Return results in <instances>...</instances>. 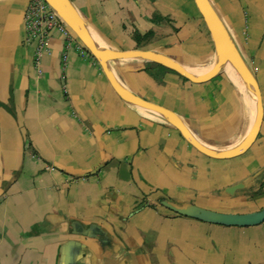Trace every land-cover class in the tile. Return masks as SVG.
<instances>
[{
  "label": "crops",
  "instance_id": "obj_1",
  "mask_svg": "<svg viewBox=\"0 0 264 264\" xmlns=\"http://www.w3.org/2000/svg\"><path fill=\"white\" fill-rule=\"evenodd\" d=\"M71 1L102 46L155 50L196 74L217 62L194 0ZM28 2L0 0V264H264V221L212 223L161 203L264 208V0H211L263 106L254 140L230 157L201 152L161 114L124 100L98 59L66 48L56 30L37 61ZM136 31L153 35L137 45ZM145 62L109 67L128 90L177 112L204 146L228 151L248 138L256 97L229 62L188 84L153 78Z\"/></svg>",
  "mask_w": 264,
  "mask_h": 264
},
{
  "label": "water",
  "instance_id": "obj_2",
  "mask_svg": "<svg viewBox=\"0 0 264 264\" xmlns=\"http://www.w3.org/2000/svg\"><path fill=\"white\" fill-rule=\"evenodd\" d=\"M47 1L57 10L65 22L72 28L91 55L98 59V61L104 67L113 88L124 100L161 114L170 123L177 127L183 136L198 150L213 157H230L243 152L254 140L259 131L263 118V106L260 88L252 69L238 51L227 27L225 26L221 16L219 15V12L211 0H194L196 8L198 9L200 16L209 31L217 53V62L215 66L212 70L204 74L193 73L170 56L155 50L142 48L114 50L104 47L92 38L88 31L86 21L71 0ZM125 58H142L160 63L173 69L187 81L193 83L202 82L211 78V76L220 69L223 63H231L239 73L244 83L248 85L256 97V117L248 138H246L238 147L228 151H215L204 146L193 135L183 118L177 112L165 105L155 103L135 94L124 87L115 78L109 67V62L112 60ZM161 203L179 214L195 217L212 223L224 225H253L264 221V208L256 211L241 213L221 212L207 209L195 204L179 206L165 199L161 200Z\"/></svg>",
  "mask_w": 264,
  "mask_h": 264
},
{
  "label": "built area",
  "instance_id": "obj_3",
  "mask_svg": "<svg viewBox=\"0 0 264 264\" xmlns=\"http://www.w3.org/2000/svg\"><path fill=\"white\" fill-rule=\"evenodd\" d=\"M23 26L27 33V39L35 38L37 40V61L43 53L50 52L48 37L53 30L63 36L66 48L75 45L82 55H91L72 28L47 0H29L23 14ZM66 59L67 54L64 53L63 60L66 61Z\"/></svg>",
  "mask_w": 264,
  "mask_h": 264
},
{
  "label": "trees",
  "instance_id": "obj_4",
  "mask_svg": "<svg viewBox=\"0 0 264 264\" xmlns=\"http://www.w3.org/2000/svg\"><path fill=\"white\" fill-rule=\"evenodd\" d=\"M203 27L206 30L207 33H209L204 21H202ZM153 35V31H148L145 33H141L140 31H136L134 34V38L137 42V45H142V42L148 38H150V36ZM145 70L155 79H161L159 78V76L161 74L164 73H171V74H175L178 76V78L185 84H188L189 82L183 78L181 75H179L176 71H174L173 69L164 66L160 63L154 62V61H150V60H146L145 62ZM167 85V84H166ZM167 86L170 87V85L168 84ZM260 192V191H259Z\"/></svg>",
  "mask_w": 264,
  "mask_h": 264
},
{
  "label": "bare ground",
  "instance_id": "obj_5",
  "mask_svg": "<svg viewBox=\"0 0 264 264\" xmlns=\"http://www.w3.org/2000/svg\"><path fill=\"white\" fill-rule=\"evenodd\" d=\"M101 45V44H100ZM103 45V44H102ZM105 47V46H104ZM231 64V63H230ZM229 65V64H228ZM230 70L231 71H233V73H235V75H237L238 76V74H237V70L234 68V66L231 64L230 65ZM242 81V80H241ZM245 84V83H244Z\"/></svg>",
  "mask_w": 264,
  "mask_h": 264
},
{
  "label": "rangeland",
  "instance_id": "obj_6",
  "mask_svg": "<svg viewBox=\"0 0 264 264\" xmlns=\"http://www.w3.org/2000/svg\"><path fill=\"white\" fill-rule=\"evenodd\" d=\"M238 76L240 77L239 73L237 72ZM242 79V78H241Z\"/></svg>",
  "mask_w": 264,
  "mask_h": 264
}]
</instances>
